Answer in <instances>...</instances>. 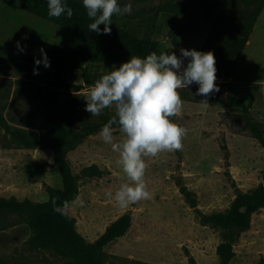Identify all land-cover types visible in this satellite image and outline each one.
Wrapping results in <instances>:
<instances>
[{
    "label": "rangeland",
    "instance_id": "1",
    "mask_svg": "<svg viewBox=\"0 0 264 264\" xmlns=\"http://www.w3.org/2000/svg\"><path fill=\"white\" fill-rule=\"evenodd\" d=\"M231 1L117 0L121 7L130 3L132 12L123 17L114 15L112 25L157 41L162 52L180 57L181 49L200 50L215 18L227 12ZM209 13L213 14L210 20L206 18ZM62 37L60 26L29 14L19 0H0L2 198L44 202L48 186H61L50 150L28 148L10 131L38 133L44 113L34 86L45 85L43 72L23 78L16 65L27 57L42 56L40 49L45 53L56 50ZM188 62L184 60V67ZM121 65L91 66L77 60L72 71L63 76L70 87L62 92L61 102L69 103L76 115L87 121L102 114L115 115L113 106L91 116L85 111V98L95 81ZM216 85L219 91L208 97L196 95L198 85H190V95L208 105L182 100L181 114L169 118L187 130L180 150L143 157V179L150 199L127 208L118 206L116 192L123 185H134L118 163L119 153L104 142L100 132L67 153L72 171L79 177L78 196L84 205L71 207L66 213L76 219L77 230L87 241H95L112 222L131 214L128 232L105 248L109 264H219L216 251L220 234L203 225L200 214L224 212L238 193L256 188L263 180L264 147L243 130V119L229 98L244 101L250 107L249 115L264 129V8L231 75L217 78ZM113 136L114 143L125 139L119 129H114ZM92 165L107 172L102 177L83 176L82 170ZM29 236L25 224L0 231V264H63L53 251L29 250ZM234 251L231 264H259L264 259V209L254 214L250 229L241 234Z\"/></svg>",
    "mask_w": 264,
    "mask_h": 264
},
{
    "label": "trees",
    "instance_id": "2",
    "mask_svg": "<svg viewBox=\"0 0 264 264\" xmlns=\"http://www.w3.org/2000/svg\"><path fill=\"white\" fill-rule=\"evenodd\" d=\"M19 2L29 14L60 26L63 37L56 50L46 52L50 61L49 68H45L43 64L37 66L35 60H43V56L35 55L16 65L18 74L23 78L33 76L34 69L38 73L43 72L45 85L34 83V86L37 88L36 101L42 105L44 113L38 133L10 131V134L28 148L43 147L50 150L52 166L60 174L61 186H48V199L44 202L0 197V231L25 224L30 230L26 242L29 250L53 251L63 260V264H109L105 248L128 232L132 224L130 213L119 217L98 239L89 242L78 232L74 217L68 213L62 215L53 211L54 199L57 205L62 206L64 201L71 202L79 194V177L73 173L67 153L76 149L88 136L101 132L103 126L115 116L102 114L88 121L78 117L69 103L61 102L62 92L70 87L63 76L72 71L73 63L77 60L91 66L120 65L133 56L145 58L152 52L159 55L162 51L157 41L140 38L115 25L109 26V35L91 32L89 25L94 21L87 16L82 0H62L73 9L70 19L66 14L60 18H50L48 0ZM263 8L264 0H232L228 5V13L221 12L215 18L199 51H211L214 54L217 78L231 75ZM206 18L212 19L213 14L209 13ZM100 28L102 32L104 26L101 25ZM173 43L175 46L179 45L177 39ZM75 89L79 91V87ZM178 92L184 101L202 103V99L192 97L187 88L178 89ZM229 100L238 116L243 119V130L264 147V129L249 115L250 107L241 99L230 97ZM113 129L119 128L114 124ZM223 149L227 152L225 145ZM106 172L97 165H92L84 168L82 175L89 178L102 177ZM184 193L189 196L185 190ZM263 209L264 173L262 182L256 188L238 193L224 212L200 214L202 224L212 227L220 234L216 251L219 264H231L235 257V244L241 234L250 229L254 214ZM1 264L9 263L2 261ZM259 264H264V259Z\"/></svg>",
    "mask_w": 264,
    "mask_h": 264
},
{
    "label": "clouds",
    "instance_id": "3",
    "mask_svg": "<svg viewBox=\"0 0 264 264\" xmlns=\"http://www.w3.org/2000/svg\"><path fill=\"white\" fill-rule=\"evenodd\" d=\"M82 3L87 16L94 21L89 30L98 35L111 33L109 26L114 15L123 17L132 12L130 3L121 7L117 0H82ZM64 14L70 19L73 9L62 0H48L50 18H60ZM101 25L104 26L102 32ZM17 48L24 50L19 42ZM40 52L43 60H35V64L50 67L46 53L43 49ZM180 54L177 57L175 53L157 55L152 52L145 58L133 56L95 81L85 98V111L91 116H99L105 109L115 107V116L103 126L99 135L119 153L118 163L134 185H123L116 192L114 199L120 208L151 198L143 179L146 170L143 157H156L161 152L178 151L183 147L182 138L187 130L169 119L182 111L183 101L178 89L196 84V95L203 97L219 91L216 60L211 51L181 49ZM184 60L189 61L186 67ZM34 74H38L35 69ZM201 102L208 105L206 100ZM114 124L125 137L121 143L113 142ZM52 203L53 211L62 215L71 207L84 205L79 196L71 202L64 201L62 206L57 205L55 199Z\"/></svg>",
    "mask_w": 264,
    "mask_h": 264
}]
</instances>
